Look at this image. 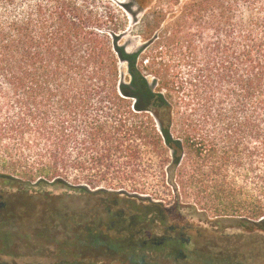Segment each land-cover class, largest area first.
<instances>
[{
    "label": "trees",
    "instance_id": "16d2710c",
    "mask_svg": "<svg viewBox=\"0 0 264 264\" xmlns=\"http://www.w3.org/2000/svg\"><path fill=\"white\" fill-rule=\"evenodd\" d=\"M62 195L98 207L51 225ZM116 203L132 225H244V260L198 240L147 264H264V0H0V264H49L37 240L68 264H141L99 232Z\"/></svg>",
    "mask_w": 264,
    "mask_h": 264
},
{
    "label": "flooded vegetation",
    "instance_id": "af4514ba",
    "mask_svg": "<svg viewBox=\"0 0 264 264\" xmlns=\"http://www.w3.org/2000/svg\"><path fill=\"white\" fill-rule=\"evenodd\" d=\"M62 214L66 215L65 220L59 221L58 219H50L48 222L51 225L61 224L60 226L62 227L61 222H66L68 219L67 215H70L71 213L67 210H63ZM108 214L110 215L106 219L98 220V223L101 226L99 232H102L103 234V230H109V228H114V230H116V226H118L121 231L120 234H125L129 237L130 242H132L130 244L137 246L132 252V257L139 256L141 264H147L148 261H153L155 258H162V255H159L155 251L157 248L171 251L172 256H176L177 260L185 257L184 249L187 246L192 245L194 242L196 243L201 237L200 231L195 224H192L191 222L185 223L174 218L170 214V216L168 214H162L163 221H161L159 215L153 214L146 220L135 225H132L131 223H134V215L136 214L122 211L120 205L117 203L116 205L111 206V209L108 210ZM35 221H39L40 224V220L37 219ZM40 243L41 241H36L38 248ZM38 248H36V250ZM49 249L54 250V248L51 247ZM114 255V258L120 259L118 254Z\"/></svg>",
    "mask_w": 264,
    "mask_h": 264
},
{
    "label": "rangeland",
    "instance_id": "374dc122",
    "mask_svg": "<svg viewBox=\"0 0 264 264\" xmlns=\"http://www.w3.org/2000/svg\"><path fill=\"white\" fill-rule=\"evenodd\" d=\"M113 1H123V0H113ZM123 44H126L130 51H135L139 47L142 46L143 42L140 38L134 37L130 35L125 36L123 38ZM123 72L126 71L125 66H122ZM33 201H40V202H48L53 201L52 197H48L45 195H36L34 196ZM56 201L58 204L65 208L69 213L76 211L79 213H85L89 209L93 207H98L97 200L94 198L80 196V195H62L56 196ZM54 199V200H55ZM167 209H170L172 204L167 203L165 204ZM120 209L127 210L128 206L126 204L120 205ZM172 214V213H171ZM174 214V213H173ZM179 219V218H177ZM181 220V219H179ZM182 221V220H181ZM187 221L195 224L198 227L201 237L200 241L203 242L206 250H211L213 252L218 253L221 248L223 249H230L233 254L239 253L236 256V259L244 260V225L240 222L234 220H221L215 218L213 215L208 214L207 216H199V217H188ZM185 222V221H183ZM25 223V222H24ZM186 223V222H185ZM58 233L55 236L58 239H65V235L63 234L64 231L57 230ZM60 234V235H59ZM56 239L57 245H59V241ZM33 242L29 243L28 246L25 247V243L20 244L22 246V252L26 254L30 252V247ZM28 247V248H27ZM54 248V246H50ZM36 253L35 259L37 261L49 263V264H68L69 261L65 260V257H60L57 253L56 254H46L42 250L38 248ZM71 261V260H70Z\"/></svg>",
    "mask_w": 264,
    "mask_h": 264
}]
</instances>
